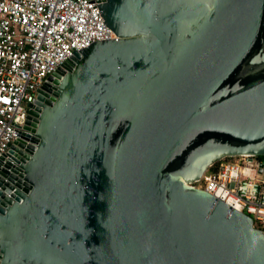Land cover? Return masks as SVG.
<instances>
[{
  "label": "water",
  "instance_id": "95a60500",
  "mask_svg": "<svg viewBox=\"0 0 264 264\" xmlns=\"http://www.w3.org/2000/svg\"><path fill=\"white\" fill-rule=\"evenodd\" d=\"M0 157V264H264V231L192 186L264 156V0H92Z\"/></svg>",
  "mask_w": 264,
  "mask_h": 264
},
{
  "label": "built area",
  "instance_id": "2783aa9c",
  "mask_svg": "<svg viewBox=\"0 0 264 264\" xmlns=\"http://www.w3.org/2000/svg\"><path fill=\"white\" fill-rule=\"evenodd\" d=\"M116 39L92 0H0V157L17 140L47 77L75 52ZM244 212L264 231V159L215 161L190 183Z\"/></svg>",
  "mask_w": 264,
  "mask_h": 264
},
{
  "label": "trees",
  "instance_id": "16d2710c",
  "mask_svg": "<svg viewBox=\"0 0 264 264\" xmlns=\"http://www.w3.org/2000/svg\"><path fill=\"white\" fill-rule=\"evenodd\" d=\"M261 158H263V159H264V156H261Z\"/></svg>",
  "mask_w": 264,
  "mask_h": 264
}]
</instances>
